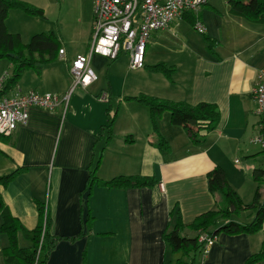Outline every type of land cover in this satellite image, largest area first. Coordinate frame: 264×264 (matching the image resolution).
Instances as JSON below:
<instances>
[{
	"label": "crops",
	"instance_id": "crops-1",
	"mask_svg": "<svg viewBox=\"0 0 264 264\" xmlns=\"http://www.w3.org/2000/svg\"><path fill=\"white\" fill-rule=\"evenodd\" d=\"M195 14L206 28L205 40L182 16L152 32L139 73L130 70L127 53L115 60L94 54L91 66L98 79L87 88L77 87L66 111L31 107L26 124L9 136L0 135V177L15 173L7 185H0L5 205L23 229L33 231L44 204L51 220L49 234L59 238L47 264H177L182 253L164 235L181 221V234L195 237L190 225L218 208V195L208 181L216 167L225 171L244 203L253 201L258 188L264 198V181L255 178V171L264 170V149L253 142L261 119L252 97L264 68V24L232 15L230 5L219 10L209 0ZM90 40L75 53L61 45L63 55L39 71L26 70L9 95L34 91L66 97L73 83L71 63L89 52ZM159 63L172 69L171 77L150 70ZM142 94L191 105L216 104L220 122L199 143L172 124L168 111L153 130L149 108L136 99ZM160 136L169 150L158 148ZM137 175L158 183L127 189L101 184ZM254 216L248 210L232 221L249 224ZM2 225L0 215V264H7L11 241ZM33 245L19 229L18 248ZM261 252L264 227L253 234L221 232L206 264H246ZM255 264H264V256Z\"/></svg>",
	"mask_w": 264,
	"mask_h": 264
},
{
	"label": "trees",
	"instance_id": "trees-1",
	"mask_svg": "<svg viewBox=\"0 0 264 264\" xmlns=\"http://www.w3.org/2000/svg\"><path fill=\"white\" fill-rule=\"evenodd\" d=\"M230 13L235 16L244 17L248 21L264 24V0H229ZM12 10L23 11L32 16H45V11L36 5L25 0H0V59L8 58L13 66L10 78L7 76L5 89L1 94H9L22 74L28 69L39 71L47 63L54 62L60 55L61 43L52 33H39L31 37L30 42L25 45L20 33H13L8 30L7 18ZM194 27L199 17L195 12H188L183 15ZM153 72H159L171 77L172 69L164 63H159L150 68ZM136 99L147 106L150 110L152 125L157 128L158 120L166 111L171 114L173 125L183 127L196 142H203V133L214 130L220 122L218 106L212 103H200L191 105L187 102H177L162 99L154 96L140 95ZM114 117L108 122L111 127ZM162 151L169 150L168 141L160 136L156 142ZM15 173L0 177V185H7ZM257 181H264V170L255 171ZM92 179L90 183L92 184ZM96 180V178H95ZM209 188L214 195L220 194L224 204L213 211H208L198 216L190 227L197 232L195 237H187L181 234L183 225L178 221L171 232L165 233L164 238L175 252L182 253L184 257H191V262L178 259L177 264H197L202 245L198 242L201 234L217 235L221 232L236 235L241 233L253 234L264 227V198L258 188L253 201L246 204L242 201L237 192L229 185L226 173L221 167H216L208 174ZM158 180L148 176H118L109 181L101 182L103 186L111 189L118 188H142L153 187ZM253 210L254 219L249 224H240L232 221L234 215ZM40 223L33 231L22 228L19 221L11 214L5 205L0 193V215L3 219L1 231L8 234L11 245L7 250V264H47L49 252L59 240L49 234L51 224L49 212L44 204L39 205ZM23 230L27 239L32 240V249H20L17 246V232ZM264 252L251 256L246 264H255L261 260Z\"/></svg>",
	"mask_w": 264,
	"mask_h": 264
},
{
	"label": "built area",
	"instance_id": "built-area-1",
	"mask_svg": "<svg viewBox=\"0 0 264 264\" xmlns=\"http://www.w3.org/2000/svg\"><path fill=\"white\" fill-rule=\"evenodd\" d=\"M207 0H94L92 37L89 52L78 55L70 66L73 78L70 93L60 98L56 94L41 95L37 92L3 95L7 76L0 77V135L9 136L19 125L29 119V109L38 107L45 110L67 109L70 95L77 87L87 88L97 81L98 76L91 66L94 54L117 59L127 53L130 67L134 70L145 66L147 45L153 31L166 29L185 13L196 12ZM195 28L202 34L205 26L198 20ZM64 49L60 50L63 55ZM256 103V114L261 119L260 134L253 139L264 149V68L256 78L252 89ZM218 239L217 235L203 233L198 242L202 245L197 264H206L211 248ZM1 249V238H0Z\"/></svg>",
	"mask_w": 264,
	"mask_h": 264
},
{
	"label": "rangeland",
	"instance_id": "rangeland-1",
	"mask_svg": "<svg viewBox=\"0 0 264 264\" xmlns=\"http://www.w3.org/2000/svg\"><path fill=\"white\" fill-rule=\"evenodd\" d=\"M25 1L45 11L44 17L32 16L19 10L10 12L8 30L13 33H20L25 45L30 42L34 34L52 32L59 39L61 45L66 46L69 52L75 53L87 48L88 42L92 37L94 0ZM209 4H214L219 10H225L229 6V1L209 0ZM186 26L193 30L197 37L204 39V34L200 33L194 26L188 23H186ZM106 58L111 60L108 57ZM130 70L133 73L140 72V70H132L131 67ZM5 73L10 78L12 67L8 58L0 59V75L3 76ZM218 198V207H222L224 204L223 198L220 194H218ZM21 241L22 244L25 242L24 240Z\"/></svg>",
	"mask_w": 264,
	"mask_h": 264
}]
</instances>
